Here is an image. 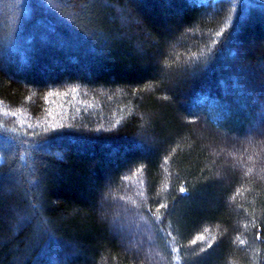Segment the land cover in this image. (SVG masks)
<instances>
[{
	"label": "trees",
	"instance_id": "trees-1",
	"mask_svg": "<svg viewBox=\"0 0 264 264\" xmlns=\"http://www.w3.org/2000/svg\"><path fill=\"white\" fill-rule=\"evenodd\" d=\"M254 65L264 0H0V264H264Z\"/></svg>",
	"mask_w": 264,
	"mask_h": 264
},
{
	"label": "rangeland",
	"instance_id": "rangeland-1",
	"mask_svg": "<svg viewBox=\"0 0 264 264\" xmlns=\"http://www.w3.org/2000/svg\"><path fill=\"white\" fill-rule=\"evenodd\" d=\"M252 68V67H251ZM253 70H254V72L256 73V70L258 71L257 73H259L260 75H261V78H264V67H260V66H253ZM264 99V98H263ZM253 138V139H252ZM250 139H252V143L254 144V146H252V145H250V143H249V141H250ZM235 140V139H234ZM238 142V144H239V146H241L243 149L245 148V147H248L247 145H249V148L251 149V147L252 148H254V147H256L257 148V151H255V150H253L251 153V155L256 159H258L259 157H261L262 159L261 160H259L258 159V161L260 162V164H261V171H263L264 170V123L263 124H261L258 128H257V130H255L252 134H248L247 133V136L245 137V140H239V141H237ZM251 146V147H250ZM263 149V150H262ZM230 155V154H229ZM228 154H226V156H229ZM230 157V156H229ZM119 212H120V210H119ZM116 217V216H115ZM129 216H127L126 218H128ZM126 218H122L123 219V222L124 223H126L125 222V219ZM118 222V221H117ZM116 222V223H117ZM123 223V224H124ZM118 226H117V228H119V230L121 231V225L122 224H120L119 222H118V224H117ZM124 226V225H123ZM115 229V228H114ZM123 232V231H122ZM127 231L126 230H124V233H126ZM125 235H127V233L125 234Z\"/></svg>",
	"mask_w": 264,
	"mask_h": 264
},
{
	"label": "snow or ice",
	"instance_id": "snow-or-ice-1",
	"mask_svg": "<svg viewBox=\"0 0 264 264\" xmlns=\"http://www.w3.org/2000/svg\"><path fill=\"white\" fill-rule=\"evenodd\" d=\"M248 171L251 172L252 169H248ZM180 191L183 192V191H184V188H181ZM160 207H166V205L161 204ZM200 239H203V237H200ZM194 242H195V241H194ZM194 242H193V243H194ZM241 243H244V241H241ZM202 251H203V249H202Z\"/></svg>",
	"mask_w": 264,
	"mask_h": 264
}]
</instances>
